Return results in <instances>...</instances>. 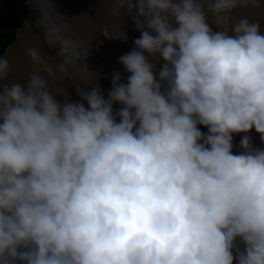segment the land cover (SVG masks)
Here are the masks:
<instances>
[{
	"label": "clouds",
	"instance_id": "clouds-1",
	"mask_svg": "<svg viewBox=\"0 0 264 264\" xmlns=\"http://www.w3.org/2000/svg\"><path fill=\"white\" fill-rule=\"evenodd\" d=\"M102 2L140 33L106 94L0 53V264H264V0Z\"/></svg>",
	"mask_w": 264,
	"mask_h": 264
},
{
	"label": "water",
	"instance_id": "water-1",
	"mask_svg": "<svg viewBox=\"0 0 264 264\" xmlns=\"http://www.w3.org/2000/svg\"><path fill=\"white\" fill-rule=\"evenodd\" d=\"M234 15L259 21L260 31L264 34V2L259 9L238 10ZM118 23L110 6L102 0H32L28 3L27 14L15 30L13 40L2 53L12 64L13 71L9 79L23 83L30 72L36 70V66L31 64L23 51L25 46L35 47L54 66L61 63L64 65L65 71L58 73V77L63 80L58 82L67 90L70 99H78L75 94L76 83L88 79L90 72L94 76L99 73L93 84L98 82L106 94L111 87L110 77L113 72L120 71L126 80L127 74L123 73L118 57L130 51L133 40L140 35L131 21L125 20L122 27L128 35L126 42L105 39L101 30H112ZM53 26L58 27L59 32L51 31ZM62 38L68 39L70 44L62 45ZM252 135L256 145L264 147L254 132ZM239 139V136L235 137L237 145Z\"/></svg>",
	"mask_w": 264,
	"mask_h": 264
},
{
	"label": "trees",
	"instance_id": "trees-1",
	"mask_svg": "<svg viewBox=\"0 0 264 264\" xmlns=\"http://www.w3.org/2000/svg\"><path fill=\"white\" fill-rule=\"evenodd\" d=\"M27 12L26 0H0V53L13 40L15 30Z\"/></svg>",
	"mask_w": 264,
	"mask_h": 264
}]
</instances>
